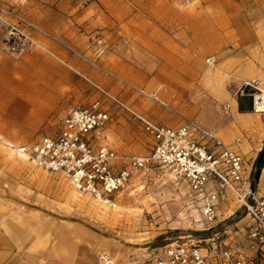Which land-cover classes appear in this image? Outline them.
Returning <instances> with one entry per match:
<instances>
[{
    "label": "rangeland",
    "instance_id": "obj_1",
    "mask_svg": "<svg viewBox=\"0 0 264 264\" xmlns=\"http://www.w3.org/2000/svg\"><path fill=\"white\" fill-rule=\"evenodd\" d=\"M1 1L67 46L47 42L66 64L40 51L10 53L0 29V264H148L168 244L219 248L243 227L239 212L201 224L186 183L157 165L137 172L109 205L15 149L56 134L71 108L102 99L94 84L155 122L193 118L221 134L230 119L225 106L239 98L229 73L246 67L231 66L235 53L248 47L254 61L264 53V0ZM103 101L111 116L101 139L118 153H148L141 124ZM254 114L245 157L261 170L262 191L264 114Z\"/></svg>",
    "mask_w": 264,
    "mask_h": 264
},
{
    "label": "built area",
    "instance_id": "obj_2",
    "mask_svg": "<svg viewBox=\"0 0 264 264\" xmlns=\"http://www.w3.org/2000/svg\"><path fill=\"white\" fill-rule=\"evenodd\" d=\"M0 29L4 49L10 53L40 51L66 64L47 44L65 45L17 8L0 0ZM67 46V45H65ZM101 98L89 105L71 108L62 118L58 132L42 135L16 147V153L52 173H61L72 186L105 204L132 182L134 175L157 165L185 182L188 203L197 210L201 224L211 227L219 219L242 213L245 223L230 233L219 248L172 243L158 249L148 264H254L264 262V191L256 183L252 165L241 153L240 141L227 143L217 131L193 118L175 126L155 122L110 91L94 84ZM138 95L157 101L152 92L129 84ZM239 98L252 97V110L264 114V88L258 78L243 79L235 91ZM103 99L141 124L150 138L145 155L118 153L101 131L111 111ZM229 109V104L225 106Z\"/></svg>",
    "mask_w": 264,
    "mask_h": 264
},
{
    "label": "crops",
    "instance_id": "obj_3",
    "mask_svg": "<svg viewBox=\"0 0 264 264\" xmlns=\"http://www.w3.org/2000/svg\"><path fill=\"white\" fill-rule=\"evenodd\" d=\"M7 1L13 3L17 2L18 0ZM261 47H264V40L262 41ZM247 51L248 47H246L245 50H238L235 53V59L230 63L231 66L240 65L243 63L245 65L246 63V67L232 68V72L229 73V75H231L233 77L232 80H236L239 85L243 79L258 78L261 82V86L264 88V53H261L257 60L254 61L252 58L247 56ZM249 66H251L250 70L247 69ZM244 98L246 99L244 100ZM229 103L230 111L228 113L230 115V119L227 121V124L224 126V130L221 132V134L219 133V135L227 143H233L236 139H238L240 141L239 149L241 153L246 155L250 151L249 154H252V147L249 144V141L245 139L246 136H250L249 131L252 128V122L256 120V116L252 110V105L249 103L247 97L230 98ZM263 191L264 190L261 192ZM211 263L220 264V261L211 260ZM254 264H264V262L255 260Z\"/></svg>",
    "mask_w": 264,
    "mask_h": 264
},
{
    "label": "water",
    "instance_id": "obj_4",
    "mask_svg": "<svg viewBox=\"0 0 264 264\" xmlns=\"http://www.w3.org/2000/svg\"><path fill=\"white\" fill-rule=\"evenodd\" d=\"M263 156H264V150L262 151V153H261V155H260V157H259V161H261V159L263 158ZM260 174H261V170L258 168V169L256 170V173H255V178H256V180L259 179Z\"/></svg>",
    "mask_w": 264,
    "mask_h": 264
},
{
    "label": "bare ground",
    "instance_id": "obj_5",
    "mask_svg": "<svg viewBox=\"0 0 264 264\" xmlns=\"http://www.w3.org/2000/svg\"><path fill=\"white\" fill-rule=\"evenodd\" d=\"M260 81V80H259ZM260 87L262 88V86H261V82H260ZM246 98H244V100H245ZM247 99H248V101H249V103L252 105V97L250 96V97H247ZM110 262H112L111 260H107V263H110Z\"/></svg>",
    "mask_w": 264,
    "mask_h": 264
}]
</instances>
